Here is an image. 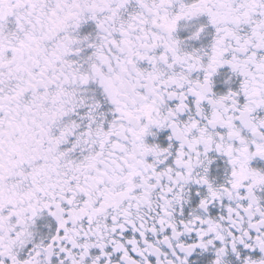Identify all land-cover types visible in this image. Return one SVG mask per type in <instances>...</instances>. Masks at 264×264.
I'll return each mask as SVG.
<instances>
[{
  "label": "snow or ice",
  "instance_id": "1",
  "mask_svg": "<svg viewBox=\"0 0 264 264\" xmlns=\"http://www.w3.org/2000/svg\"><path fill=\"white\" fill-rule=\"evenodd\" d=\"M0 264H264V0H0Z\"/></svg>",
  "mask_w": 264,
  "mask_h": 264
}]
</instances>
